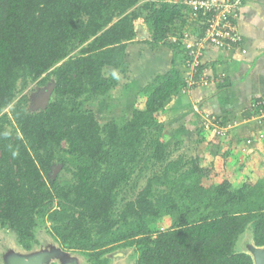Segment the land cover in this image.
<instances>
[{"label":"trees","instance_id":"1","mask_svg":"<svg viewBox=\"0 0 264 264\" xmlns=\"http://www.w3.org/2000/svg\"><path fill=\"white\" fill-rule=\"evenodd\" d=\"M143 1L136 9L140 0H0V228L32 251L35 229L48 223L62 250L90 264L128 249L135 264H253L236 247L247 231L264 247V179L235 187L228 152L208 168L197 157L173 158L161 117L192 88H184L182 53L169 38L192 11L185 2ZM139 19L150 48L171 51L169 68L143 86V107L101 125L90 105L128 73ZM32 84L53 86L44 109H32L23 93ZM204 121L201 131L213 133ZM241 141L227 148L250 140Z\"/></svg>","mask_w":264,"mask_h":264},{"label":"crops","instance_id":"2","mask_svg":"<svg viewBox=\"0 0 264 264\" xmlns=\"http://www.w3.org/2000/svg\"><path fill=\"white\" fill-rule=\"evenodd\" d=\"M236 25L242 38L240 47H234L232 51L209 47L203 58V74L208 78V85L180 93L166 107L161 121L167 141H178L183 144L195 138V143L200 146L183 148L180 155L198 158L200 155L198 150L204 149L203 153L211 154V159L213 155L228 152L226 178L238 187L243 182L264 179V137L259 140L252 139L262 132L264 135V130L257 126L251 110L254 99L264 98V0H245L239 8ZM197 29L192 36L201 35V28ZM171 37L169 40L173 43ZM142 39L139 40L136 31L135 41ZM132 46L136 48L133 51L135 53L133 61H141L140 46L137 44ZM168 55L170 61L171 51H168ZM151 57L156 63V52H153ZM166 68L168 69L169 65H166ZM177 68L183 72L181 60L178 61ZM155 69L157 70V67ZM153 74L148 77L144 70L140 73L143 78L141 83H145ZM182 76L184 77L183 73ZM133 79L138 82L140 77ZM130 96L128 94L125 97ZM125 102L127 100L122 104ZM209 116L220 119L224 123V128H227V139L220 138L222 144L216 146L208 144L211 135L206 131L202 132L205 139L203 141L200 139L202 119L205 120ZM247 139L251 141V147L241 143L243 146L233 145L234 148H227L228 142L234 140L245 142ZM203 146L205 148H202ZM174 149L177 152L179 148Z\"/></svg>","mask_w":264,"mask_h":264},{"label":"rangeland","instance_id":"3","mask_svg":"<svg viewBox=\"0 0 264 264\" xmlns=\"http://www.w3.org/2000/svg\"><path fill=\"white\" fill-rule=\"evenodd\" d=\"M167 1H169L172 4H179V3H184L187 0H167ZM143 3L144 1L140 0V3L137 4L136 9H141ZM144 14L145 13H143V15ZM199 19H200L199 16L194 17L190 15L189 17L188 15V17H186V21L177 22L175 26H173L172 28V35H171L172 36L171 38L173 39L172 42L175 43L177 46L178 44H180V41H184L186 37L187 38L193 37L192 33L195 31H198L197 28L200 29V26L203 25L201 24V19L200 20ZM134 26H135V30L137 31L139 40H141L142 38L144 39H142V41L134 40L132 43H129L127 47V53L130 54L129 57L131 59L128 73L125 74V77L120 76L118 85L114 89H112L105 97L103 98L100 97L99 100H97L96 102H93L92 105H90V107L95 111L97 115V120L99 121V124L101 125L105 124L106 122H108L114 117L117 118L118 120L124 114L126 115V114L131 113L134 108L143 107L145 100H146V96L142 92L143 86H145L147 83L150 82V80L154 76L153 73H160V72L163 73L167 71L166 65H168L169 63L168 49L164 47H160V46L157 47V50H153L150 48V46L146 43V40H145L146 36H147V40L150 38V36L149 34L146 33L147 32L146 27L144 26L141 19L136 21L134 23ZM134 44L139 45L140 50H142L139 53L141 61L139 60L133 61V57L135 56V53H133V51L136 49L134 46H132ZM153 52H156L157 54L156 63L153 62V58L151 57ZM155 67H157V70L155 69ZM144 70H146L148 77L151 74H153V76H151L149 80H146L145 83H141L142 82L141 80H143V78L141 77L140 73L144 72ZM104 73L109 74V71L105 69ZM182 73L184 77L185 76L188 77V73H186L184 70ZM139 77L140 79L138 82H136V79H133V78H139ZM34 88H35V84H32L27 90L23 92L29 95L32 109H35L37 107L36 102L43 94V90L38 89L35 91ZM20 89H21L20 85H18L17 93H16V100L22 94L20 93ZM128 94H130L131 96L126 98L125 96ZM124 100H127V102L122 104ZM119 101L121 103H119ZM10 111H11V107H8L3 111V114H6L7 116H9V120H12V118L10 117ZM203 121L204 119H202V123ZM256 123L258 124L257 126L261 128V130H264V123L260 124L258 121H256ZM7 128L11 130H15L14 123H8ZM202 132L203 131H200V133ZM210 135H211V139L208 140V144L211 143L212 146H216L217 144H222L220 140L221 137H216L211 132H210ZM195 140L196 139L194 138L190 140L189 142H183V144H181L178 141H170V148L172 150L174 148H179L177 152L176 151L173 152V158L180 155L181 153L180 151L183 148H200V146H198V144L195 143ZM190 145H194V147H190ZM251 145L252 143L247 146L251 147ZM208 146L209 145H207L206 148H208ZM202 148H205V147L203 146ZM198 152H200V155L198 158L201 159V164H203L204 166L208 168L209 159H210L211 154L205 155L203 153L204 149L198 150ZM214 161L219 163L216 159H214ZM220 164L222 163L220 162ZM135 181L137 180H133L129 184L127 189L133 190V185H135ZM144 184H145V181L143 179L138 181L137 188L134 191H130L131 192L130 199L133 198L142 187H144ZM48 226H49L48 223L44 225L39 224L38 227L35 229L34 232L38 239L39 244H37L36 249L32 253H28V254L23 253L24 250L21 249V247L18 245L16 237L13 233L9 232L8 230H4L0 228V264H4V259L6 255L20 254L21 256H29V255L38 254V253H47L48 251H49L48 253L52 252L56 247H58V245L50 237L49 233L47 232ZM161 229H164V228L162 227ZM248 238H250V240L252 239L249 231H247L240 238L237 244V247H236L237 251L244 252L242 250V243L247 241ZM121 253H123L122 259H118L114 257V259H109V264H135V257L133 255V249H128ZM50 264H57V261L51 260ZM79 264H90V262L86 259L81 258Z\"/></svg>","mask_w":264,"mask_h":264},{"label":"built area","instance_id":"4","mask_svg":"<svg viewBox=\"0 0 264 264\" xmlns=\"http://www.w3.org/2000/svg\"><path fill=\"white\" fill-rule=\"evenodd\" d=\"M244 1L187 0L185 2V5L191 9L192 16L198 17L201 14L205 19L201 35L189 37L190 39L186 37L178 44L181 47L183 70L188 73V77H184L186 90L208 85V78L203 74V71L197 79L195 76L198 74L199 68L203 66V58L209 47L225 51H232L235 49L234 47H240L242 38L237 30L235 20ZM251 110L256 112L254 119L263 124L264 98L254 99L251 103ZM203 126L205 129H211L213 134L219 137H223L227 131V128L222 127L215 117L207 118ZM263 136V134L259 135L260 138ZM250 143L251 141H247L246 145Z\"/></svg>","mask_w":264,"mask_h":264},{"label":"water","instance_id":"5","mask_svg":"<svg viewBox=\"0 0 264 264\" xmlns=\"http://www.w3.org/2000/svg\"><path fill=\"white\" fill-rule=\"evenodd\" d=\"M52 90V85H49L44 89L43 94L36 102L37 107L35 109H44L48 105ZM35 249L32 251H24L23 253H32ZM242 250L252 258L253 264H264V247H256L252 242V239L250 240V238H248L247 241L242 243ZM48 252L29 256H21L20 254L6 255L4 264H50L51 260L57 261V264H79L81 260V257L77 254L66 252L59 246L52 252ZM122 256L123 254L118 252L111 257L122 259Z\"/></svg>","mask_w":264,"mask_h":264},{"label":"clouds","instance_id":"6","mask_svg":"<svg viewBox=\"0 0 264 264\" xmlns=\"http://www.w3.org/2000/svg\"><path fill=\"white\" fill-rule=\"evenodd\" d=\"M179 49H180V52H181V47H180V45H179ZM14 155H15V153H13Z\"/></svg>","mask_w":264,"mask_h":264},{"label":"flooded vegetation","instance_id":"7","mask_svg":"<svg viewBox=\"0 0 264 264\" xmlns=\"http://www.w3.org/2000/svg\"><path fill=\"white\" fill-rule=\"evenodd\" d=\"M116 254V253H115ZM115 254H113V255H115ZM123 254V253H122ZM123 257V256H122ZM111 259H114V257H111Z\"/></svg>","mask_w":264,"mask_h":264}]
</instances>
